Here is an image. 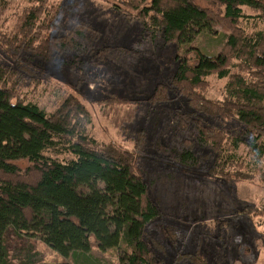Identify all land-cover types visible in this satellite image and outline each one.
<instances>
[{"label": "trees", "instance_id": "trees-1", "mask_svg": "<svg viewBox=\"0 0 264 264\" xmlns=\"http://www.w3.org/2000/svg\"><path fill=\"white\" fill-rule=\"evenodd\" d=\"M117 2L121 15L157 30L166 43L188 45L203 32L217 33L218 26L229 31L219 54L198 52L196 63H180L168 83L157 84L150 96L135 103L143 106L183 98L193 110L177 111L185 129L195 124L201 144L211 151L216 175L233 176L222 170L229 165L227 160L223 162L227 165L221 164L224 131L197 115L236 121L243 133L264 137V0ZM54 9L52 0H27L19 16L22 23L3 41L9 52L1 44L0 49L17 63L24 62L22 53L44 60L70 53L79 63L77 30L93 38L101 32L87 22L55 32V15L42 19ZM41 20L46 23L40 24ZM116 48L127 54L133 51L123 45ZM111 49L115 48L105 46L95 56L102 60ZM214 77L226 79L223 99L207 95ZM89 122L86 105L72 94L51 114L27 101L20 92L18 68L0 61V264H42L34 258L33 239L64 257L94 258L93 254L101 256L124 243L125 264L163 262L151 245L150 231L160 209L139 163L146 144L144 132L133 148L114 142L105 145L88 134ZM183 160L192 162L193 151L185 152ZM22 161L28 165L21 167ZM243 168L241 163V175ZM98 258L84 264H101ZM178 258L184 264H223L201 246L181 252Z\"/></svg>", "mask_w": 264, "mask_h": 264}, {"label": "rangeland", "instance_id": "rangeland-1", "mask_svg": "<svg viewBox=\"0 0 264 264\" xmlns=\"http://www.w3.org/2000/svg\"><path fill=\"white\" fill-rule=\"evenodd\" d=\"M52 3L55 9L47 11L42 19L55 15V32L74 29L76 22H87L101 33L93 38L77 30L79 63L70 53L58 60L29 59L22 53L24 62L17 63L6 56L9 50L3 41L22 23L19 16L27 0H0V44L6 50L5 54L0 49V61L18 68L20 92L25 99L51 114L67 96H76L90 113L88 134L105 145L114 142L133 148L144 132L146 144L139 163L151 197L160 209L150 231L154 241L151 245L163 259L161 264H184L179 254L198 246L223 264H264V137L243 133V126L236 121L197 115L210 126L222 129L227 137L221 164L227 165L223 163L227 160L229 165L222 170L233 176H219L214 172L211 151L201 144L195 124L185 129L177 114L178 110L193 111L183 98L143 106L135 103L150 96L157 84L168 83L180 63H196L198 52L219 54L229 31L218 26L217 33L203 32L192 43L178 46L166 43L157 30L145 29L138 20L131 22L121 15L117 0ZM121 45L133 51L122 53L116 48ZM105 46L115 49L101 60L95 53ZM225 83V78L214 77L207 95L223 99ZM124 97L133 101L117 100ZM189 150L193 151L192 162L183 160ZM241 163L242 175L238 169ZM19 165L26 167L28 162ZM32 242L34 258L42 264H84L96 257H101V264L126 263L124 243L101 256L93 254L94 258L88 254L70 258L39 239ZM25 245L31 247L32 243L25 241Z\"/></svg>", "mask_w": 264, "mask_h": 264}]
</instances>
